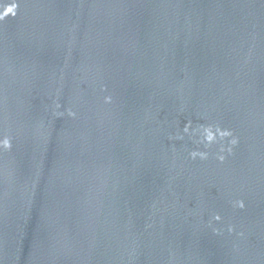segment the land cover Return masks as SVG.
I'll list each match as a JSON object with an SVG mask.
<instances>
[{"label": "water", "instance_id": "1", "mask_svg": "<svg viewBox=\"0 0 264 264\" xmlns=\"http://www.w3.org/2000/svg\"><path fill=\"white\" fill-rule=\"evenodd\" d=\"M189 264H264V116Z\"/></svg>", "mask_w": 264, "mask_h": 264}, {"label": "clouds", "instance_id": "2", "mask_svg": "<svg viewBox=\"0 0 264 264\" xmlns=\"http://www.w3.org/2000/svg\"><path fill=\"white\" fill-rule=\"evenodd\" d=\"M8 10L10 11L11 9L9 8ZM185 131H187V126H185ZM212 138H213V137H212L211 132H208L207 135H206V139H208V140L210 141ZM191 155H192L193 157H195V156H197V155H200L201 158H203V156H204L203 153H196V152L191 153ZM215 218H216V219H219L218 216L215 217Z\"/></svg>", "mask_w": 264, "mask_h": 264}]
</instances>
